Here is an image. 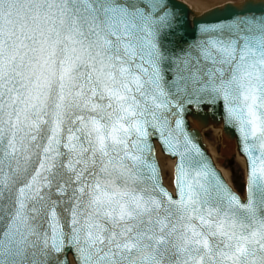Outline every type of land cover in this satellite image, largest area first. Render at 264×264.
Wrapping results in <instances>:
<instances>
[{
    "label": "snow or ice",
    "instance_id": "6c2138e0",
    "mask_svg": "<svg viewBox=\"0 0 264 264\" xmlns=\"http://www.w3.org/2000/svg\"><path fill=\"white\" fill-rule=\"evenodd\" d=\"M205 110L243 198L188 130ZM73 261L264 264V0L194 39L175 0H0V264Z\"/></svg>",
    "mask_w": 264,
    "mask_h": 264
},
{
    "label": "water",
    "instance_id": "95a60500",
    "mask_svg": "<svg viewBox=\"0 0 264 264\" xmlns=\"http://www.w3.org/2000/svg\"><path fill=\"white\" fill-rule=\"evenodd\" d=\"M175 2L177 4V6L180 7L182 13L184 14V16L186 18V29H187V38L188 39H194L195 38L196 25L198 23H203V22H206V21L225 20V19L229 18L230 16H232V15L238 13V12L247 11L249 7L259 8L261 6V0H247V1L243 2V3H241L240 5H236V4H232V3H226L223 6L215 7V8H212V9H210V10H208V11H206V12L200 14V15H196V16L193 17L192 20H190L189 19V13L191 12V9L189 8V6L185 2H183L182 0H175ZM195 10H198V9H195ZM220 121L223 124V129L222 130H223L224 135L227 138H231V139L234 138L236 140L237 150L245 159L246 174H247V158H246L245 154L240 149L239 133L236 130L235 126L229 125V124L226 123L222 110L219 111V112H216V113L209 112V111L205 110L204 113H201L199 115H191V114H189L187 116L188 130L190 132H192L196 136L197 142L200 144V146H201L202 150L205 152L206 156L208 158H210V161H211L213 166H214V163L212 162L211 157L208 154V152H207V150H206V148L204 146V143L202 142L200 129L202 127L208 125L210 122H213V123L217 124ZM153 142L154 143L155 142L159 143L158 140L153 141ZM159 145H160V143H159ZM160 148H161L163 153L167 154L166 152H164V150L161 147V145H160ZM207 148H208V146H207ZM170 157L175 158V165H176L177 158L173 157V156H170ZM156 159H157V156H156ZM157 161H158V159H157ZM175 165H174V169H175ZM159 168H160V166H159ZM215 169H216V167H215ZM160 173H161V170H160ZM218 173L221 176L219 171H218ZM70 254L71 253H69V255Z\"/></svg>",
    "mask_w": 264,
    "mask_h": 264
},
{
    "label": "rangeland",
    "instance_id": "374dc122",
    "mask_svg": "<svg viewBox=\"0 0 264 264\" xmlns=\"http://www.w3.org/2000/svg\"><path fill=\"white\" fill-rule=\"evenodd\" d=\"M205 142L209 145L213 151L216 159L221 163V167L227 173V177L232 183V185L241 193L244 192V176L245 168L243 163L240 160V156L236 151V148H233L232 151H229L225 148V138L221 134V131L218 130L217 126L210 127L204 131ZM224 148V150H223ZM162 155V154H161ZM163 163L165 164V176L167 182H170V172L168 171L167 156L162 155Z\"/></svg>",
    "mask_w": 264,
    "mask_h": 264
},
{
    "label": "bare ground",
    "instance_id": "6f19581e",
    "mask_svg": "<svg viewBox=\"0 0 264 264\" xmlns=\"http://www.w3.org/2000/svg\"><path fill=\"white\" fill-rule=\"evenodd\" d=\"M185 1L187 4H189L191 7H194L195 9H198V10H203V9H206L208 8L209 6L211 5H214V4H219L221 3L222 1H227V0H183ZM210 127H213V126H209L208 128ZM218 130L220 131L221 130V125L217 126ZM225 142V148L228 149L229 151H232L233 148H235V143L234 141H231V140H224ZM208 145V144H207ZM208 149L216 163V165L220 168V170L222 171V173L224 174V176L226 177V172L225 170L221 167V163L219 162L218 159H216L213 151L211 150V148L209 147L208 145ZM224 150V148H223ZM157 156H158V160H159V163L161 165V169H162V173H163V176H164V182L167 184V179H165V164L163 163V156L161 155L160 153V150L159 148L157 147ZM241 162L243 163V157H239ZM167 168H168V171L170 172V180H171V175H172V170H173V164H174V159H168L167 160ZM227 178V177H226ZM171 183V182H170ZM168 183V184H170ZM170 188L171 186L168 185ZM72 261V260H71ZM74 264V263H73Z\"/></svg>",
    "mask_w": 264,
    "mask_h": 264
}]
</instances>
